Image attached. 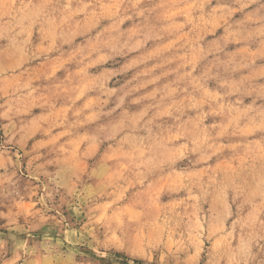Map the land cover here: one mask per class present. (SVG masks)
<instances>
[{
    "label": "clouds",
    "instance_id": "obj_1",
    "mask_svg": "<svg viewBox=\"0 0 264 264\" xmlns=\"http://www.w3.org/2000/svg\"><path fill=\"white\" fill-rule=\"evenodd\" d=\"M10 2L0 0V6ZM17 2L20 7L16 16H0V39L14 41L22 48L26 30L48 26L60 0H28L26 5L22 0ZM144 3L145 0H111L113 22L119 23L121 16L129 19V10L144 17L162 7L160 3L142 7ZM85 6L98 10L100 0H87ZM170 6L181 8L180 15L184 17L182 23L175 24L176 35L181 37L175 46L189 53L178 69L170 70L179 73L171 83L172 92L165 90L149 109L136 116L128 114L114 124H98L95 131L87 134L79 135L75 121L69 123L65 116H34L30 109L35 90L22 83L26 74L5 75L9 71L16 73L22 56L7 68L0 66V85H7V90L0 88V219L27 234L30 241H15L9 257V248L0 239V264H95L79 249L91 250L99 257L114 247L150 249L155 242L168 246L173 240L175 246L193 249V260L199 264L204 238L218 241L209 250L205 264H264V219L258 224L237 220L230 229L222 226L230 216L240 215L239 208L251 191H256L264 205V171L250 188L248 181L235 174L213 171L208 164L219 150L221 138L228 141L224 147L233 142L243 147L258 136L264 146V84L259 90L253 86L256 69L250 65L255 60L222 59V51L208 44L203 32L213 17L240 13V26L249 35L261 37L264 47V0H227L222 8L213 6V0H173ZM169 22L175 23L172 18ZM201 44L206 47L201 48ZM192 54L198 55V60H192ZM169 63L165 59L159 67ZM259 74L264 76V66ZM216 77L220 78L217 89L209 90L204 82ZM151 82L155 83V79ZM243 85L249 90L241 95ZM245 96L251 98L246 107ZM76 99L72 94L68 103L75 105ZM122 103L123 97L117 108ZM84 107L87 112H77L75 107L70 110L78 119L86 115L85 123L99 121L100 116L110 117L115 111L104 113ZM161 115L173 117L172 124L158 125ZM217 118L218 123L205 124ZM38 137L43 143L29 148L27 142ZM191 153L197 154L204 170L197 179L185 176L182 190L168 193L169 200L183 197L179 207H172L155 195V191L168 190L154 183L149 173L172 178L177 162ZM260 158L264 161V147ZM25 176L29 184L38 181L35 188L25 192L30 200L27 212L20 207L24 197L19 195ZM41 189L42 194L36 195ZM205 203L213 206V214L211 220L201 223L197 216ZM37 204L40 208H36ZM65 204L75 210L79 225L67 232ZM20 216L25 217L26 226L18 223Z\"/></svg>",
    "mask_w": 264,
    "mask_h": 264
},
{
    "label": "rangeland",
    "instance_id": "obj_2",
    "mask_svg": "<svg viewBox=\"0 0 264 264\" xmlns=\"http://www.w3.org/2000/svg\"><path fill=\"white\" fill-rule=\"evenodd\" d=\"M36 2L37 0H33V3ZM86 2L87 0H60L48 26L44 29L35 26L26 30V39L22 48L17 47L14 41L0 39V66L7 68L16 63L19 57H23L22 65L16 73L9 71L5 75L19 76L20 72L26 74L27 78L23 79L22 83L29 89L35 90L33 106L30 109L34 116L52 119L65 116L69 123L75 121L79 135L95 131L98 124H114L121 116L128 114L136 116L149 109L165 90L172 92L171 83L179 73L170 70L178 69L180 62L189 56L184 48L175 46L181 39L180 35H176L178 29L175 24L182 23L184 17L180 15L181 8L170 6L173 0H145L142 7L150 8L155 3H160L162 7L151 14L145 13L144 17L129 10L127 15L130 18L124 19L121 16L119 23L113 22L111 0H100L101 7L98 10L86 7ZM225 2L227 0H221V3L217 4L216 0H213V6L222 8ZM22 3L26 5L28 0H22ZM65 3L67 7H64ZM19 7L17 0H11L9 4L0 6V16H16ZM170 18L174 19L175 23H170ZM240 20V13L213 17L203 30L204 40L222 51V59L231 57L239 60L244 57L245 60H255V64L250 67L256 69L253 86L259 90L260 85L264 84V76L259 74V70L264 66V59H261L264 47L261 44V37L249 35L243 30ZM117 31L122 32L123 35H112ZM125 41L126 46H122ZM200 47L205 48L206 44H201ZM165 59L170 60L171 63L163 68L159 67ZM191 59L198 60V55L192 54ZM144 73L149 75L145 76ZM225 75L232 74L225 73ZM153 79L155 83L151 82ZM218 79L220 78H210L204 83L209 90L215 91L218 87ZM241 87V95L249 90L247 85ZM0 88L7 90V85H0ZM72 94L78 97L75 105L68 103ZM121 97L123 103L117 108ZM2 102L3 98H0V103ZM250 104L251 98L245 96L243 105L246 107ZM84 106L99 109L104 113H108L111 109L115 111L110 117L100 116L99 121L85 123L86 115L84 119H78L70 110L75 107L77 112H81L82 109L87 112ZM240 115L243 116V113ZM172 122L173 117L167 115L159 116L156 121L161 127H167ZM218 122L219 118L208 119L205 124ZM2 135L3 132L0 131V136ZM27 143L29 148H37L43 143V139L38 137L36 141L29 140ZM227 143V139L221 138L219 150L211 157L208 164L213 171L235 174L238 179L248 181L251 188L261 171H264L262 167L264 161L260 158L264 146L260 144L258 136L251 144L243 147H237L235 142L229 147H224ZM39 151L42 152L43 149ZM198 160L196 153H191L186 158L182 157L175 166V175L172 178L156 175L155 172L149 173L154 183L160 184L161 187L166 186L168 190L165 193L154 190L155 195L168 205L179 207L183 197L169 200L168 193L182 190L181 182L185 176L192 179L199 177L204 168L201 167L202 162L198 163ZM37 184L38 181L29 184L26 176L20 182L19 195L24 197V203L20 207L25 212L29 210L30 203L25 192L35 188ZM41 194L42 189L36 193V195ZM56 199L59 200L60 196L57 195ZM35 206L40 208L39 204ZM239 212V216H230L222 226L230 229L237 220H242L246 224H258L259 220L264 219V205L261 204L256 191H251L245 198ZM212 214L213 206L205 203L197 220L201 223L204 220H211ZM63 216L67 221L65 232L68 228L75 230L79 227L75 210L69 208L67 204L64 206ZM18 223L26 226L25 217L20 216ZM7 224L6 219H0V239L5 241L9 248L7 255L11 257L15 241L25 243L30 241L27 234L18 232ZM32 236L36 237L37 233L33 232ZM257 239H259L258 235ZM217 243L218 241L202 239L204 251L199 254V264H205L209 250ZM255 250L254 247L253 251ZM79 251L82 255L91 257L95 264H196L193 260L194 250L175 246L174 240L170 241L168 246L155 242L150 249L142 246L114 247L99 257L91 250L86 251L81 248Z\"/></svg>",
    "mask_w": 264,
    "mask_h": 264
}]
</instances>
